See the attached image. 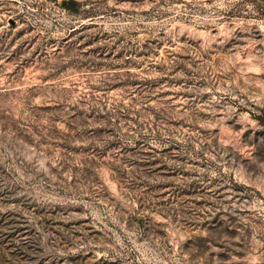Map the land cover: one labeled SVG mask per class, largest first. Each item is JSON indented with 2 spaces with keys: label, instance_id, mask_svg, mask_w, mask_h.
I'll list each match as a JSON object with an SVG mask.
<instances>
[{
  "label": "rangeland",
  "instance_id": "rangeland-1",
  "mask_svg": "<svg viewBox=\"0 0 264 264\" xmlns=\"http://www.w3.org/2000/svg\"><path fill=\"white\" fill-rule=\"evenodd\" d=\"M0 0V264H264V0Z\"/></svg>",
  "mask_w": 264,
  "mask_h": 264
},
{
  "label": "trees",
  "instance_id": "trees-1",
  "mask_svg": "<svg viewBox=\"0 0 264 264\" xmlns=\"http://www.w3.org/2000/svg\"><path fill=\"white\" fill-rule=\"evenodd\" d=\"M81 3L76 0H68L66 3V9L72 13H79Z\"/></svg>",
  "mask_w": 264,
  "mask_h": 264
}]
</instances>
